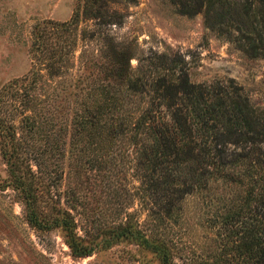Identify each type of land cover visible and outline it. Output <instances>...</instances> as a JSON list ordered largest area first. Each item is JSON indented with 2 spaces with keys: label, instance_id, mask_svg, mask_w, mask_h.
I'll return each instance as SVG.
<instances>
[{
  "label": "trees",
  "instance_id": "1",
  "mask_svg": "<svg viewBox=\"0 0 264 264\" xmlns=\"http://www.w3.org/2000/svg\"><path fill=\"white\" fill-rule=\"evenodd\" d=\"M114 1L33 26L29 72L0 88V190L73 257L124 244L144 264H264V107L233 77L192 80L179 49L137 53L108 26ZM169 1L264 57V0Z\"/></svg>",
  "mask_w": 264,
  "mask_h": 264
},
{
  "label": "rangeland",
  "instance_id": "2",
  "mask_svg": "<svg viewBox=\"0 0 264 264\" xmlns=\"http://www.w3.org/2000/svg\"><path fill=\"white\" fill-rule=\"evenodd\" d=\"M78 1L0 0V88L29 72L33 26L46 18L67 19ZM109 9L117 10L120 21L108 25L111 31L119 39L135 41L137 53L149 48L179 49L189 61L192 80L233 77L255 105L264 107V57L247 56L223 34L208 27L201 12L180 13L169 0H116ZM79 24L84 23L80 20ZM78 52L79 47L76 55ZM131 62L135 64L136 58ZM6 175L0 153V177ZM193 218L188 237L203 246L210 239V231ZM143 258V252L124 244L73 257L59 228L38 233L25 221L13 190H0V264H144Z\"/></svg>",
  "mask_w": 264,
  "mask_h": 264
}]
</instances>
